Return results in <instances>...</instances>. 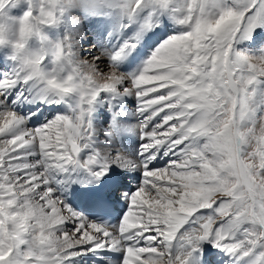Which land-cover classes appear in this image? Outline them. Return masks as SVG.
Listing matches in <instances>:
<instances>
[{
  "label": "snow or ice",
  "instance_id": "obj_1",
  "mask_svg": "<svg viewBox=\"0 0 264 264\" xmlns=\"http://www.w3.org/2000/svg\"><path fill=\"white\" fill-rule=\"evenodd\" d=\"M0 264H264V0H0Z\"/></svg>",
  "mask_w": 264,
  "mask_h": 264
},
{
  "label": "rangeland",
  "instance_id": "obj_2",
  "mask_svg": "<svg viewBox=\"0 0 264 264\" xmlns=\"http://www.w3.org/2000/svg\"><path fill=\"white\" fill-rule=\"evenodd\" d=\"M11 14L12 15H19L20 14V9L19 8H14V9H12L11 10ZM86 50H88V46L87 45H85V52H87Z\"/></svg>",
  "mask_w": 264,
  "mask_h": 264
},
{
  "label": "bare ground",
  "instance_id": "obj_3",
  "mask_svg": "<svg viewBox=\"0 0 264 264\" xmlns=\"http://www.w3.org/2000/svg\"><path fill=\"white\" fill-rule=\"evenodd\" d=\"M87 51V50H86Z\"/></svg>",
  "mask_w": 264,
  "mask_h": 264
}]
</instances>
